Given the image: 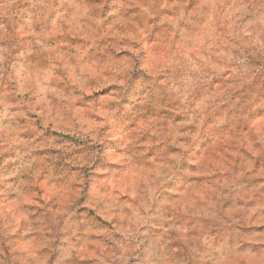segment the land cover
<instances>
[{
	"label": "clouds",
	"instance_id": "9594fccd",
	"mask_svg": "<svg viewBox=\"0 0 264 264\" xmlns=\"http://www.w3.org/2000/svg\"><path fill=\"white\" fill-rule=\"evenodd\" d=\"M0 264H264V0H0Z\"/></svg>",
	"mask_w": 264,
	"mask_h": 264
}]
</instances>
